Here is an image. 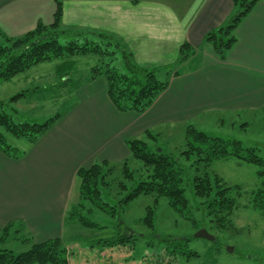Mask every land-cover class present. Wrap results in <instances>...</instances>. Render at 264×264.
Returning <instances> with one entry per match:
<instances>
[{"label":"crops","instance_id":"1","mask_svg":"<svg viewBox=\"0 0 264 264\" xmlns=\"http://www.w3.org/2000/svg\"><path fill=\"white\" fill-rule=\"evenodd\" d=\"M56 1L0 0V29L18 38L39 23L49 26ZM233 13V0H142L137 6L129 0H64L65 28L119 37L141 67L175 64L184 43L194 54L144 114L119 112L104 78L87 81L76 89L74 106L44 136L26 141L22 158L0 151V242L17 233L14 239L21 242L65 243L67 227L80 226L71 217L80 202L78 170L130 159L127 141L148 138L147 132L158 139L176 129L186 136L189 126L204 131L220 116L264 114V0L239 24L224 60L205 42Z\"/></svg>","mask_w":264,"mask_h":264},{"label":"trees","instance_id":"2","mask_svg":"<svg viewBox=\"0 0 264 264\" xmlns=\"http://www.w3.org/2000/svg\"><path fill=\"white\" fill-rule=\"evenodd\" d=\"M129 1L137 6L142 0ZM260 1L233 0L234 13L230 20L206 35L205 42L213 47L221 60L225 59L227 53L236 44L235 31L239 24ZM63 2L64 0L56 1L54 22L49 26L39 23L33 31L18 38L6 36L0 29V84L9 82L42 63L54 60L65 61L79 56H95L98 63L92 67L91 76L87 81L104 78L108 97L119 112L144 114L167 90L170 78L178 72L177 67L194 54L191 45L184 43L175 64L158 68L141 67L134 62L133 55L119 37L102 31L65 28L62 24ZM62 37L65 39L64 43L61 42ZM118 59L123 61V70L116 65ZM65 64H69L68 61L61 66ZM84 82H77L76 87ZM24 96L25 93H21L8 102H0V151L16 160L22 158L25 152L11 146L8 143V136L35 143L64 116L57 114L43 124L17 123L14 114L9 113L7 108ZM146 134L150 141L155 140L149 132ZM186 137V149L179 155L166 152L145 140L127 141L130 158L143 163L144 169L139 179L129 167L130 159L117 165L104 162L94 164L90 168H80L77 172L80 182V202L72 210L71 217L83 227H92V224L81 214V210L85 209V203H91L94 207L114 215L115 212L122 213L139 197L149 195L156 197L155 206L160 198H166L174 210L183 214L188 209L189 203L185 187L191 185V191L199 201L200 209L209 223L214 224L221 231L233 228L232 217L238 207L235 194H241V188L238 185L230 186L223 178L208 170L213 162L228 157H236L254 165H263L264 160L257 156L254 150H244L238 142L209 137L193 126L187 128ZM194 158V164L191 166H187L182 160L188 162ZM193 168L196 172L192 171ZM104 170H107V173ZM116 171H121L123 181L108 179V175L111 176ZM258 176L262 183L261 187L252 193V207L264 212V169L258 172ZM115 182L119 195L125 193L117 202V209L103 202L102 199L105 191L103 189H109ZM128 182L132 183L131 187L128 186ZM154 207L148 208L145 218V224L150 228L154 227ZM11 228L12 224L4 229V237L9 234ZM129 233L122 234L112 241H106L104 245L110 249L132 250L136 238ZM24 242L30 247L20 254L10 249H1L0 264H72L71 253L59 239L41 244L30 243L29 240ZM162 255L165 258L164 264L177 263L178 254L175 250L163 249ZM104 258L107 257H102V260ZM108 260L112 261L113 258ZM152 260L154 256L149 262L156 264ZM89 264L107 263L94 260Z\"/></svg>","mask_w":264,"mask_h":264},{"label":"rangeland","instance_id":"3","mask_svg":"<svg viewBox=\"0 0 264 264\" xmlns=\"http://www.w3.org/2000/svg\"><path fill=\"white\" fill-rule=\"evenodd\" d=\"M61 42H65L63 37ZM67 61L69 64L61 66ZM97 63L95 56H79L65 61L54 60L39 64L11 81L0 84V102H8L11 98L25 93L18 102L11 103L7 108L8 112L14 114L17 123L43 124L57 114L65 115L74 106L77 101V82L87 81L91 76L92 67ZM116 65L123 70L121 59H118ZM211 117H208V120ZM202 128V132L209 137L238 142L244 150H254L257 156L264 160L263 113L220 116ZM186 138L185 134L176 129L175 132L163 134L158 139L143 140L150 141L153 146H158L166 152L179 155L186 149ZM26 141L8 136V143L17 149H24L27 146ZM182 160L187 166H191L195 158L188 162ZM129 167L139 179V175L143 173V163L130 158ZM263 169L264 164L254 165L236 157H228L211 164L208 170L210 173L217 174L230 186L238 185L241 188V194H235L238 207L232 217L233 228L228 231H221L209 223L200 209L199 201L191 191V185H186L189 203L183 214L174 210L166 198H160L155 206L154 195L141 196L130 203L122 213L115 212L114 215L94 207L91 203H85L81 214L92 227L80 225L73 231L68 226L63 245L71 253L72 264H89L94 260L107 264H150L149 259L153 256V263L164 264L162 252L166 248L177 252L176 264H264V212L252 207V193L261 187L262 183L258 172ZM104 171L107 173V170ZM192 171L196 172L194 168ZM108 179L124 180L121 171L108 175ZM127 184L132 186V183ZM111 187V192L110 188L103 189L105 191L102 199L117 209V202L125 193L119 195L116 182ZM149 207H154L155 212L153 228L145 224ZM203 229L214 236L216 241L196 237ZM128 232L136 238L132 250L110 249L104 245V242L112 241ZM16 234L7 235L8 238L0 242V250L10 249L16 254L28 250L30 245L21 242L22 238L14 239L17 238ZM230 249H233V252H230ZM102 257L107 258L102 260ZM110 258L113 260H108Z\"/></svg>","mask_w":264,"mask_h":264},{"label":"water","instance_id":"4","mask_svg":"<svg viewBox=\"0 0 264 264\" xmlns=\"http://www.w3.org/2000/svg\"><path fill=\"white\" fill-rule=\"evenodd\" d=\"M198 238H206L211 241H216V238L208 233L207 230L203 229L200 230L199 233L196 235ZM230 252H233V249H230Z\"/></svg>","mask_w":264,"mask_h":264}]
</instances>
